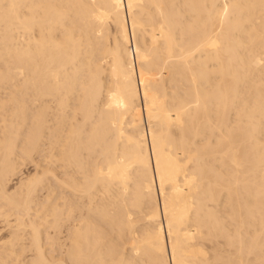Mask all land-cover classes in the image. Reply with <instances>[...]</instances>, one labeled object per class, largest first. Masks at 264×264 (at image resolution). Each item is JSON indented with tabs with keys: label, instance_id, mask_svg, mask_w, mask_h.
Wrapping results in <instances>:
<instances>
[{
	"label": "bare ground",
	"instance_id": "1",
	"mask_svg": "<svg viewBox=\"0 0 264 264\" xmlns=\"http://www.w3.org/2000/svg\"><path fill=\"white\" fill-rule=\"evenodd\" d=\"M0 218V264H264V0H0Z\"/></svg>",
	"mask_w": 264,
	"mask_h": 264
},
{
	"label": "rangeland",
	"instance_id": "2",
	"mask_svg": "<svg viewBox=\"0 0 264 264\" xmlns=\"http://www.w3.org/2000/svg\"><path fill=\"white\" fill-rule=\"evenodd\" d=\"M34 171H35V167H34V165H33V163H27V165L26 166H24V168L22 169V172H21V174H19L18 176H16L13 180H15V181H13V183L14 184H12V185H10V187L12 188V186L13 185H15L14 187H17L18 185H19V182H20V179L21 178H24V176L25 177H27L28 175H30V174H33L34 173ZM23 174V175H22ZM21 175V176H20ZM19 177V178H18ZM16 178H17V180H16ZM16 182H17V184H16ZM13 187V188H14ZM10 188V189H11ZM12 188V189H13ZM11 189V190H12ZM1 220H0V228L2 227V226H4V219L3 218H0ZM11 219V218H10ZM11 220H13V218L11 219ZM2 230L0 229V236L1 237H3L4 236V232H1ZM3 235V236H2ZM0 237V238H1ZM26 243H27V240H26ZM28 243H29V240H28Z\"/></svg>",
	"mask_w": 264,
	"mask_h": 264
}]
</instances>
